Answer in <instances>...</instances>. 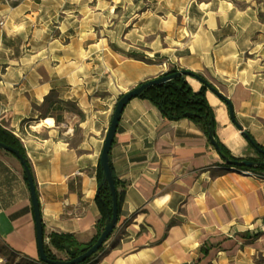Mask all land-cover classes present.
<instances>
[{"label":"crops","instance_id":"crops-1","mask_svg":"<svg viewBox=\"0 0 264 264\" xmlns=\"http://www.w3.org/2000/svg\"><path fill=\"white\" fill-rule=\"evenodd\" d=\"M67 1L0 0V125L21 139L32 164L46 244L52 233L74 235L81 245L95 238L100 157L116 103L167 72L201 74L218 92L208 88L206 96L219 141L235 157L261 159L245 133L264 149V7L181 0L166 17L162 42L151 47L162 64L116 54L107 60L103 43L80 36L88 28L78 26L74 38L64 25L70 11L58 10V2ZM185 78L195 92L204 86ZM52 92L77 103L76 144L54 118H40ZM110 161L129 185L117 229L85 264H264V178L228 167L194 122L169 120L134 98ZM0 264H45L24 170L2 149Z\"/></svg>","mask_w":264,"mask_h":264},{"label":"rangeland","instance_id":"rangeland-1","mask_svg":"<svg viewBox=\"0 0 264 264\" xmlns=\"http://www.w3.org/2000/svg\"><path fill=\"white\" fill-rule=\"evenodd\" d=\"M195 1L200 4H205L212 0ZM226 1L231 2L238 9H246L252 4L258 7H264V0ZM178 2L182 1L69 0L64 3L58 2V7H60L58 10L63 9L70 11L68 14L69 16L65 15L69 20L67 23L64 22V25L74 28V38L78 37L77 32L80 31L78 26H84V28L89 29L90 33H79L81 37H90L91 40H89V42L91 43L104 44V47L101 48L107 51V60H109L112 55L116 54L123 61L133 58L148 63L166 64V62L163 63V58L156 57L157 54L154 53L151 47H154L153 44L156 39L162 42L164 36L161 31L166 23V17L171 15V13H169L171 9H176L174 5H178ZM132 49L138 54H129V52H126ZM91 57L95 56L92 55ZM145 57H149L150 60ZM97 69L98 65H95L94 71ZM93 72L90 76H93ZM104 73L108 77L111 74L106 68H104ZM58 100V94L53 92L49 100L42 105V114L40 118L44 117L47 113L55 117H63L60 126V131L63 133L62 137L67 140V142H70V144H76L80 140V128L76 121L83 118L82 114L78 115L80 110L76 102L74 104L75 106L66 104L57 105L55 102ZM58 256L65 260L67 259L62 253H59Z\"/></svg>","mask_w":264,"mask_h":264},{"label":"trees","instance_id":"trees-1","mask_svg":"<svg viewBox=\"0 0 264 264\" xmlns=\"http://www.w3.org/2000/svg\"><path fill=\"white\" fill-rule=\"evenodd\" d=\"M176 72L178 71L167 72L164 75H171ZM193 74L204 80V86L198 92H195L192 89V87L190 86V84L188 83L185 77L180 76V77H176L172 79L171 81L167 83L149 87L147 90H145L142 93L141 96H139V98L149 100L161 112V114L169 120L178 121L181 119H188L194 122L205 133L209 141H210L209 135L212 134L214 139L216 140V142L218 143L220 147L219 155L222 158L226 157L232 162H240V161L247 160V161H254L258 163V162L264 161L263 156L261 157L260 160L242 159V158L235 157L219 141L216 135V121H215L214 113L208 103L207 96H206V92L208 88H213V86L208 81H206L201 74H195V73ZM52 95H53V92L45 99L44 104L49 100V98ZM55 104L57 105L66 104V105L75 106L74 105L75 102L62 101L60 99L56 101ZM79 114H81L80 111L78 115ZM48 117H53L55 119L57 126L61 125L63 117H55V116L50 115V113H47L42 118H48ZM0 141L20 150V152L26 159L33 173V176H34L32 164L27 156L24 144L22 143L21 139L18 138L15 134H13L8 129L0 125ZM227 166L233 167L239 170L252 171L254 173L261 174L264 176V166H255L252 168L230 166V165H227ZM111 169L113 172L112 163H111ZM113 176H114V181H115V187L118 193V208H119V216H120L122 201L124 199V194L129 184L127 182L120 181L114 175V172H113ZM102 177H103V172L100 166L99 171H98L99 185L101 184ZM24 178L26 180V183L28 184L25 173H24ZM34 179H35V176H34ZM96 199H97L98 206L100 208V218L98 220V225H97L98 231H97V235L95 236V238L89 244L81 245L76 241L74 235L62 234V233L61 234L52 233L49 236L48 244H46L45 246L46 254L48 258L52 260H65L58 256L57 252H59V253L64 254L67 259H72V257H70V255L67 254L66 247H70L71 249H76L77 255H79L81 254V250L83 248H90L97 242V240L99 239L105 227V224L108 218V213L112 211L113 201H112V196H111L109 187L103 186L99 188ZM104 246L100 249L99 252L103 250ZM96 255L88 259L85 263L92 260Z\"/></svg>","mask_w":264,"mask_h":264},{"label":"water","instance_id":"water-1","mask_svg":"<svg viewBox=\"0 0 264 264\" xmlns=\"http://www.w3.org/2000/svg\"><path fill=\"white\" fill-rule=\"evenodd\" d=\"M186 77V76H194L197 79H200L201 81L204 82L203 79H201L198 76H195L193 73L189 71H178L174 74L171 75H163L154 79L147 80L137 87L133 88L132 90L124 93L119 100L116 103L114 113L112 116V121L110 123L109 129L107 131L106 137H105V142H104V147L103 151L100 157V166L102 168L103 172V177L101 184L99 185V188L103 186H108L110 189V193L112 196V211L108 213V218L105 224V227L97 240V242L90 248H83L81 250V254L77 255V250L76 249H71L70 247H66V252L72 259H66V260H52L48 258L46 254V243H45V234H44V225L42 221V212H41V207H40V201L38 197V192H37V186L35 183V179L33 176V173L20 152V150L9 146L3 142L0 141V149L12 154L18 161L20 162L27 182L28 186L30 189V195H31V202L33 206V211H34V219H35V224H36V230H37V242H38V248H39V254H40V261L45 264H83L85 263L88 259L92 258L94 255L98 254L100 249L108 242V240L112 237L114 234L115 230L117 229L118 223H119V208H118V193L115 187V181H114V176L113 172L111 169V163H110V152L114 143V139L116 136V132L123 114V111L127 104L134 98H137L142 95V93L147 90L151 86L155 85H160L167 83L171 81L172 79L176 77ZM214 90V88H211ZM217 94L218 92L214 90ZM225 99V98H223ZM226 100V99H225ZM226 102L229 105L231 115L232 117L234 116V111L231 103L226 100ZM245 136L248 138L249 142L255 147V149L264 157V149L260 146H258L251 137L248 136L247 133H245ZM211 144L213 147L216 149V151L219 153L220 152V147L216 140L214 139L213 135H209ZM227 165L230 166H238V167H247V168H252L255 166H264V161L262 162H254V161H240V162H232L228 158L223 157Z\"/></svg>","mask_w":264,"mask_h":264},{"label":"built area","instance_id":"built-area-1","mask_svg":"<svg viewBox=\"0 0 264 264\" xmlns=\"http://www.w3.org/2000/svg\"><path fill=\"white\" fill-rule=\"evenodd\" d=\"M231 169H236V168H233V167H230ZM240 174L242 176H246V177H258V178H264L263 175L261 174H257V173H254L252 171H248V170H239Z\"/></svg>","mask_w":264,"mask_h":264},{"label":"bare ground","instance_id":"bare-ground-1","mask_svg":"<svg viewBox=\"0 0 264 264\" xmlns=\"http://www.w3.org/2000/svg\"><path fill=\"white\" fill-rule=\"evenodd\" d=\"M45 122L46 123H52V120L51 119H46Z\"/></svg>","mask_w":264,"mask_h":264}]
</instances>
